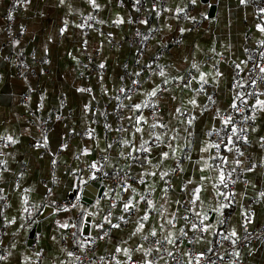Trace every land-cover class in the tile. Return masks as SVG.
Instances as JSON below:
<instances>
[{
	"label": "crops",
	"instance_id": "1",
	"mask_svg": "<svg viewBox=\"0 0 264 264\" xmlns=\"http://www.w3.org/2000/svg\"><path fill=\"white\" fill-rule=\"evenodd\" d=\"M127 1L19 0L10 11L13 1L0 0V249L8 255L0 264H77L85 251L75 253L72 240L100 230L87 264H171L189 247L210 251L222 222L232 244L244 226L264 225V105L253 108L250 165L229 199L210 137L264 38L255 0H144L140 11L122 8ZM135 16L153 35L142 54ZM136 80L118 117V95ZM41 122L50 125L46 147ZM237 256L264 264V234Z\"/></svg>",
	"mask_w": 264,
	"mask_h": 264
},
{
	"label": "built area",
	"instance_id": "2",
	"mask_svg": "<svg viewBox=\"0 0 264 264\" xmlns=\"http://www.w3.org/2000/svg\"><path fill=\"white\" fill-rule=\"evenodd\" d=\"M12 1L13 6L9 9L10 11L15 8L19 0ZM143 1L144 0H129L122 4V8L125 9L132 7L136 11H140L143 6ZM151 1L155 5L160 2V0ZM263 6L264 5L259 0L253 1V8L260 18L264 16ZM140 20L139 16H135L133 20L134 24L138 27L135 32L134 42L138 45L140 54H142L147 42L153 39V35L145 33V31L139 27ZM83 23L92 25L91 20L87 18L83 19ZM6 31L7 33H10V29H7ZM24 33L25 31L22 30L19 34L15 36L10 35V37L11 39H20ZM30 59L34 64H37L38 62L41 64L43 63L42 61H38L34 55H32ZM19 62L17 70L18 73L21 74L27 69V64L23 57ZM247 65L248 69L245 77L242 76L241 73H237L232 82V86L236 89L235 107L232 106L228 113L221 115V119L224 121L231 118L230 123L226 125L223 121V124L219 128L210 132V137L214 143V164L223 172L224 176L220 186V194L226 199H229V197L232 196L236 185L243 181L244 163L247 162L248 165H250V158L245 155L244 145L254 124L253 108L259 100L260 90L264 86V71H261V69L264 68V38L249 53ZM139 87L140 83L136 80L129 88H127L125 93H119L115 110V114L118 117H121L124 110L122 104L124 95L134 94ZM185 114L186 113H184V116H186ZM39 128L41 132L40 143L46 147L50 125L45 122H41ZM233 128L236 130L235 134H233ZM88 135L89 131H86L85 136ZM216 145H218V147H215ZM152 146V144L147 145L137 154V156L144 157L145 153L151 149ZM231 156L234 159V163L232 165L228 160ZM114 178L117 181L123 182L121 184L122 188L126 187L125 173L117 172L114 174ZM0 206L6 207L7 200L3 199L0 202ZM63 206L69 209L72 208V205L67 203ZM220 225L222 229L217 233L214 247L210 251L197 253L192 247H189L188 258L183 259L182 257L175 256L171 259V264H244L237 256V252L244 247L250 246L251 244L259 241L264 234V225L259 232L249 231L248 228L244 226L242 238L235 244H232L227 240L226 233L223 230L225 223L222 222ZM105 236L106 231L100 230L98 235L94 238L83 237L78 242L72 240L75 253H78L81 249H84L85 251V255L78 259L77 264H87L89 262V254L94 251L97 242L104 239ZM7 256V253L0 249V259H5Z\"/></svg>",
	"mask_w": 264,
	"mask_h": 264
},
{
	"label": "snow or ice",
	"instance_id": "3",
	"mask_svg": "<svg viewBox=\"0 0 264 264\" xmlns=\"http://www.w3.org/2000/svg\"><path fill=\"white\" fill-rule=\"evenodd\" d=\"M262 31H264V29H262ZM261 71H264V68H262ZM160 74H161V75H164L163 72H161ZM201 78L203 79V77H201ZM151 95H152V96H155V95H156V92L153 91V92L151 93ZM257 103L260 104V105H264V101H259V100H258ZM145 106H146V105H145ZM134 107H135V109L139 110V109L141 108V105L137 104V105H135ZM233 107H235V105H233ZM230 120H231V118H229L228 120H225L224 123L227 125L228 123H230ZM139 122H140V118L137 119V123H139ZM137 131H141V129L137 128ZM232 131H233V134H235V131H236L235 128H233ZM157 139H159V137H157ZM215 147H218V145H216ZM163 155H164V157H167V156H168V153L165 152V153H163ZM93 167H95V165H93ZM221 179H223V176H221ZM197 191H198V190H197ZM149 203H151V202H149ZM129 207H130V205H128V204L125 205V208H126V209L129 208ZM144 219H147V216H145ZM65 226H66V225H65ZM142 227H143V225L140 226V228H142ZM139 230H140V229H137V231H139ZM152 234L155 235L156 233L153 232ZM233 235H234V233H233ZM170 242H171V241H170ZM117 251H120V249H117Z\"/></svg>",
	"mask_w": 264,
	"mask_h": 264
},
{
	"label": "water",
	"instance_id": "4",
	"mask_svg": "<svg viewBox=\"0 0 264 264\" xmlns=\"http://www.w3.org/2000/svg\"><path fill=\"white\" fill-rule=\"evenodd\" d=\"M210 2V4H215L216 3V0H211V1H209ZM83 195H84V193H83ZM90 204V203H89ZM86 229L85 230H88V225H86V227H85Z\"/></svg>",
	"mask_w": 264,
	"mask_h": 264
},
{
	"label": "rangeland",
	"instance_id": "5",
	"mask_svg": "<svg viewBox=\"0 0 264 264\" xmlns=\"http://www.w3.org/2000/svg\"><path fill=\"white\" fill-rule=\"evenodd\" d=\"M235 79V78H234Z\"/></svg>",
	"mask_w": 264,
	"mask_h": 264
}]
</instances>
